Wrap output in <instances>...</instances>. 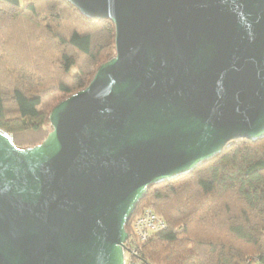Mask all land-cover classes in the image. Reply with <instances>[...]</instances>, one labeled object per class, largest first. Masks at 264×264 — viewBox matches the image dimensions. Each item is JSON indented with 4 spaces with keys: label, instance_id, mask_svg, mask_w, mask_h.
<instances>
[{
    "label": "water",
    "instance_id": "water-1",
    "mask_svg": "<svg viewBox=\"0 0 264 264\" xmlns=\"http://www.w3.org/2000/svg\"><path fill=\"white\" fill-rule=\"evenodd\" d=\"M115 55L19 148L0 129V264H124L150 186L264 138V0H67Z\"/></svg>",
    "mask_w": 264,
    "mask_h": 264
},
{
    "label": "trees",
    "instance_id": "trees-1",
    "mask_svg": "<svg viewBox=\"0 0 264 264\" xmlns=\"http://www.w3.org/2000/svg\"><path fill=\"white\" fill-rule=\"evenodd\" d=\"M115 26L67 0H0V129L40 144L51 110L84 89L115 55ZM145 208L166 229L144 246L148 264H264V138L235 139L192 172L149 187Z\"/></svg>",
    "mask_w": 264,
    "mask_h": 264
},
{
    "label": "built area",
    "instance_id": "built-area-1",
    "mask_svg": "<svg viewBox=\"0 0 264 264\" xmlns=\"http://www.w3.org/2000/svg\"><path fill=\"white\" fill-rule=\"evenodd\" d=\"M165 229L162 217L150 208L143 209L130 224L124 246V264H148L142 259L143 246Z\"/></svg>",
    "mask_w": 264,
    "mask_h": 264
}]
</instances>
